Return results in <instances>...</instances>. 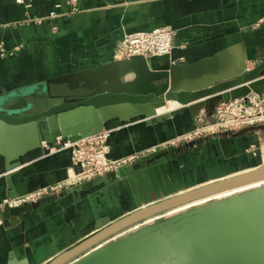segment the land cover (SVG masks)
<instances>
[{
  "label": "crops",
  "instance_id": "obj_1",
  "mask_svg": "<svg viewBox=\"0 0 264 264\" xmlns=\"http://www.w3.org/2000/svg\"><path fill=\"white\" fill-rule=\"evenodd\" d=\"M29 1L32 7L26 9L17 0H0V46L5 50L0 56V98L81 71L102 68L107 70L103 76L109 77L127 70L129 63L115 57L124 37L163 27L176 31L175 49L171 57L154 59L155 68L167 62L194 64L229 49L236 74L255 68L264 54V0H77L80 11L74 14L69 0ZM53 12L58 17L49 18ZM35 18L45 20L39 25L31 21ZM134 79L135 74L125 78ZM52 88L65 94L83 90L77 85ZM174 111L175 115L155 122L129 116L103 128L110 132L106 144L112 160L159 146L169 153L166 157L21 217L10 220L0 215V264H49L137 210L255 167L256 146L264 130L163 147L195 123L193 112L176 103L173 110L165 108L157 116ZM64 144H43L13 159L11 167L0 156V203L9 198L11 183L13 193L22 197L72 178L79 168ZM164 235L169 234L161 232L155 241L134 245L118 256L116 264L140 263L155 252L154 243Z\"/></svg>",
  "mask_w": 264,
  "mask_h": 264
},
{
  "label": "water",
  "instance_id": "obj_2",
  "mask_svg": "<svg viewBox=\"0 0 264 264\" xmlns=\"http://www.w3.org/2000/svg\"><path fill=\"white\" fill-rule=\"evenodd\" d=\"M262 47L264 48V45ZM153 60L136 57L128 61L127 70L120 73L115 71L109 77L103 76L107 70L99 68L53 78L40 86L6 94L0 98V156L9 166L13 159L39 149L43 144L53 146L59 143L64 144L68 140L77 142L98 134L107 123L114 119L138 116L155 122L169 118L177 111L164 115L162 118L157 116L158 111L164 109L168 103H176L181 109L188 108L193 112L194 117L200 112L211 116L220 103L244 98L250 94L262 96L264 93V54L254 69H244L228 77L221 76L199 88H188L187 85L202 83L207 77L212 78L214 75L219 76L235 64L236 60H233L229 49L189 65L167 62L155 68ZM128 72L135 73L133 81L125 80ZM52 85H77L83 90L80 93L65 94L63 90H53ZM257 130H264V127L248 129L245 132ZM168 154L158 148L154 158L124 166L116 172L74 186L60 194L17 208L5 206L0 214L1 218L10 220L18 218L73 192L89 190L102 183L124 178L128 173L153 164ZM8 181L11 182V178L8 177ZM262 182H264L263 164L233 177L144 207L109 224L49 264H116L118 256L130 251L134 245L165 232L170 227L176 225L184 227L186 222L197 217L201 220L207 218L210 223H213V227L215 223L218 224L215 236L207 235L210 237L208 246L215 244V247H212L214 249L209 252L213 254L211 258L206 252L208 254L206 264H264L263 235L259 238L256 234H242L237 231L230 234L229 239L224 238L226 242L222 243V237L229 230L227 222L238 218L234 214L236 212L231 202L227 206L215 208L212 211L204 207L183 213L167 221L147 226L114 242L115 237L148 219L175 211L204 198L246 189ZM10 188L9 198H18L17 194L13 193L12 183ZM263 201L264 188L250 190L238 199L239 203H245L244 206H247L248 210L257 206L254 204ZM262 205L264 206V203L259 207ZM226 209L230 211L222 212ZM237 222L234 221L232 225L236 226ZM199 229L208 230L199 223L191 230L198 234ZM238 236H240L239 239ZM141 263L143 260L139 264Z\"/></svg>",
  "mask_w": 264,
  "mask_h": 264
},
{
  "label": "built area",
  "instance_id": "obj_3",
  "mask_svg": "<svg viewBox=\"0 0 264 264\" xmlns=\"http://www.w3.org/2000/svg\"><path fill=\"white\" fill-rule=\"evenodd\" d=\"M77 0H69L71 13L80 11ZM17 4L29 9L32 7L29 0H17ZM58 14L53 12L49 18H56ZM47 19V18H46ZM44 18L31 19L39 25ZM57 28H54L56 30ZM176 31L170 27L155 29L151 32H138L128 34L120 42L115 57L128 62L136 57L156 59L171 57L175 49ZM5 55L4 47L0 46V56ZM192 129L173 138L163 147L180 148L193 145L198 141L209 140L216 137H225L231 133L264 127V99L257 94L220 103L214 113L209 116L205 112L198 113ZM110 132L98 133L86 137L77 142L65 143L64 148L71 149L72 162L79 171L74 176L62 183L49 186L28 195L15 199L3 200L0 209L5 206L10 208L21 207L30 203H36L41 199L60 194L74 186L84 184L106 174L116 172L120 168L135 164L146 153L157 152V149L148 150L146 153L134 154L128 158L112 160L108 157L107 141ZM159 148L162 150L161 146Z\"/></svg>",
  "mask_w": 264,
  "mask_h": 264
},
{
  "label": "rangeland",
  "instance_id": "obj_4",
  "mask_svg": "<svg viewBox=\"0 0 264 264\" xmlns=\"http://www.w3.org/2000/svg\"><path fill=\"white\" fill-rule=\"evenodd\" d=\"M250 64L251 62L248 63V65ZM251 69H254V68H251ZM210 82L211 80L206 79L200 84L207 85ZM106 132L108 131L102 130L100 133H106ZM256 147H257L256 148L257 153L254 159V162L252 163V165H255V167L253 168H256L262 164L264 165V132L261 134L259 144ZM156 155H157V152H152L149 154L146 153L145 156L141 157V160L139 159L138 163L144 160L154 158ZM262 188H264V186ZM250 190H256V188L242 190L235 194L223 196L224 198L222 197L220 199L213 198L212 200L208 202L199 201L198 203L193 204L191 206L183 207L182 209H179V210H176L170 213H166L155 219H152L151 221L144 222L142 224H139L136 227L126 230L125 231L126 233L124 232L121 235L115 237L114 242L121 240L124 237L128 236L127 232L135 233L139 230L144 229L146 226L158 224V223L167 221L175 216L181 215L183 213L196 211L204 207H207L210 209V211H212L215 208H222L224 206H227L229 202L234 204L233 209L236 212L234 214L237 215L238 218H234L233 220L227 222L228 223L227 229L229 230H227V232H225L226 233L225 236L222 237V243L226 242L224 238L229 239L230 238L229 235L237 231L242 232V234H245V233L256 234L258 235L257 237L262 238V235L264 237V234H262V232L264 233V206L263 205L261 207L259 206L262 203H264V201L254 204L257 206H255V208H251L250 210L247 209V206H244L245 203L238 202V199ZM2 202L0 203V205H2ZM228 209L222 210V212H226V211L229 212L230 210ZM3 210L4 209H0V211H3ZM234 221H238L236 226L232 225ZM198 223L200 224V226H204L208 230L206 231L204 229L201 231L199 229L198 234L197 232L192 231L191 229H193L195 225H197ZM217 227H218V224L215 223L213 227V223H210L207 218L204 220H201V219H198V217L195 219H192L189 222H186L184 227L178 226V225L170 227L169 229L165 230V233L169 235L162 236L158 241L154 243L155 252L146 256V258L143 259V263L141 264H206L207 258H208V254L206 252L208 253L211 252L212 251L211 249H214L212 247H215V244L211 245L210 247L208 246V241L210 238L208 236L209 234H214L215 236V231ZM203 231H205V233H203ZM155 237L153 236L151 238V241H155L153 240ZM239 238L240 236H238V239ZM212 255H213L212 253H209V258H211Z\"/></svg>",
  "mask_w": 264,
  "mask_h": 264
},
{
  "label": "bare ground",
  "instance_id": "obj_5",
  "mask_svg": "<svg viewBox=\"0 0 264 264\" xmlns=\"http://www.w3.org/2000/svg\"><path fill=\"white\" fill-rule=\"evenodd\" d=\"M237 52H239V51H237ZM235 64H236V62H235ZM235 64H233L232 65V67L231 68H228L227 69V71H225V73H221L219 76H217V75H214V76H212V78L211 77H207L206 79L207 80H211V81H213V80H217V79H219V77H228V76H232V74H234V70L235 69H233V66L235 65ZM131 74H135L134 72H128V74L125 76V78L126 77H128L129 75H131ZM205 79V80H206ZM204 80V81H205ZM133 81V80H132ZM199 83V82H198ZM195 84H197V82L195 83ZM165 108H168V110L169 111H171V110H173L174 108H175V103H170L169 105H167ZM165 108L164 109H162V110H160V111H158V113H164L165 112ZM70 151H72L71 149H69ZM227 179V178H226ZM215 183V182H214ZM212 184V183H211ZM264 186V182H262V183H259V184H255V185H253V186H251V187H248V188H246V189H250V188H256V189H260V188H262ZM246 189H241V190H236V191H231V192H226V193H223V194H220V195H215V196H211V197H208V198H204V199H202V200H199V201H202V202H208V201H210V200H212L213 198H215V199H220V198H222L223 196H227V195H231V194H235V193H237V192H240V191H242V190H246ZM224 198V197H223ZM199 201H197V202H194L193 204H196V203H198ZM193 204H191V205H193ZM190 204L189 205H187V206H191ZM187 206H184V207H187ZM183 207H181V208H179V209H182ZM179 209H176V210H179ZM175 210V211H176ZM173 212V211H172ZM170 213V212H169ZM159 216H161V215H159ZM159 216H156V217H154V218H151V219H148L146 222H148V221H151L152 219H155V218H157V217H159ZM151 239V238H150Z\"/></svg>",
  "mask_w": 264,
  "mask_h": 264
}]
</instances>
